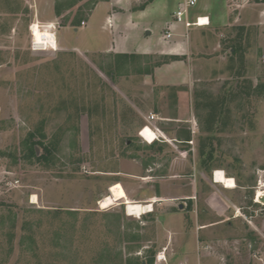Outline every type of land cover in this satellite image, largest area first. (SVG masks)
<instances>
[{
    "label": "rangeland",
    "instance_id": "rangeland-1",
    "mask_svg": "<svg viewBox=\"0 0 264 264\" xmlns=\"http://www.w3.org/2000/svg\"><path fill=\"white\" fill-rule=\"evenodd\" d=\"M99 1L54 0L68 46L32 52L28 26L48 21L44 7L0 0V264H170L162 224L171 211L155 206L135 218L124 203L173 195V184L180 197L189 184L198 194L192 206L178 202L186 219L190 212L198 224L219 220L205 204L212 191L238 217L212 231L215 264H264V209L253 203L264 189V62L228 79L187 83V121L147 123L168 103H158L160 88L140 72L178 58L138 67L76 51L72 30ZM144 125L158 128L161 142L143 141ZM31 143L35 156L25 159ZM216 170L235 181L229 196L214 187ZM106 195L123 204L100 210Z\"/></svg>",
    "mask_w": 264,
    "mask_h": 264
},
{
    "label": "crops",
    "instance_id": "crops-1",
    "mask_svg": "<svg viewBox=\"0 0 264 264\" xmlns=\"http://www.w3.org/2000/svg\"><path fill=\"white\" fill-rule=\"evenodd\" d=\"M25 1L29 5L31 1L37 2L38 6L44 7L48 21H33L56 25L57 49L58 46H68L64 34L69 28L60 27L59 15L54 14L53 10L54 0ZM181 1H99L82 21L84 25L77 24V28L72 30L76 42L72 48L89 56L105 54L125 62L136 60L139 62L138 67H145L155 59L178 58L155 64L148 71L140 72L143 74L142 82L148 83L154 79L153 87L160 88L158 103H168H164L161 110L155 113V121H187L193 99V95L184 89H190L187 83L199 82L202 79L207 82L218 78L228 79L229 76H237V71L243 67L257 68L264 62V0H196V5L189 10L188 19L192 21L196 16L207 17L209 25L188 30L173 20V13ZM167 31L171 32L169 39L164 37ZM201 61H204V64H201ZM130 79L132 85L135 77ZM167 107L173 110L172 115L165 116L169 114L166 112ZM191 129L193 130V126ZM160 134L159 142L163 139ZM213 185L219 188L220 193L228 196L234 191L224 190L214 183ZM189 186L190 184L187 195L182 197L178 184H173V187H176L173 195H158L161 196L160 199L155 195H148L146 199L136 202H147L153 197L160 200L156 204L153 203L154 208L160 206L163 210L171 211L163 218L162 224V247L165 248V259L170 260V264H215L216 259L211 255L209 246L212 243V231L238 217L231 218L227 214L230 210L227 204L229 200H222L217 195L218 192L212 191L205 199V204L219 220L198 224L196 217L190 212L189 218L186 219V213L183 205L178 203L179 200H187V204L192 206V201L198 198L196 189H190ZM218 201L225 204L226 209L222 212L217 208ZM119 203L123 204L121 201ZM175 205L178 210L172 211ZM201 235L205 238L203 241H200ZM248 263L259 264L254 258H250Z\"/></svg>",
    "mask_w": 264,
    "mask_h": 264
},
{
    "label": "built area",
    "instance_id": "built-area-1",
    "mask_svg": "<svg viewBox=\"0 0 264 264\" xmlns=\"http://www.w3.org/2000/svg\"><path fill=\"white\" fill-rule=\"evenodd\" d=\"M196 5V0H182L176 11L173 13V20L181 24L186 30L194 27H205L209 25V21L207 17H202V16H196L192 21L188 19V13L189 10ZM84 25V22H81V26ZM36 26L39 31H41V37L42 40L45 43L40 44L37 40H35L34 36V30L33 27ZM58 26V24H57ZM55 29L56 25L55 24H43L38 21H33L29 26H28V34H29V49L32 52H49L52 51L56 47V36H55ZM46 30L51 32L52 39L50 40L48 36H46L45 32ZM164 37L166 39H169L171 37V32L167 31L164 34ZM156 120L155 116L153 114H149L146 117L147 123H152ZM148 127L154 134H155V140L154 142H159L158 134H160V131L158 128L150 126V125H144L142 129L139 131L138 136L143 140L142 138V131ZM152 143V144H153ZM189 144H192V142H188ZM215 173V172H214ZM213 173V174H214ZM256 193V191H255ZM254 193V194H255ZM263 196L264 197V189H263ZM253 203L262 207L264 209V203L257 202L256 200V194L253 196ZM157 261L164 260V254L159 253L156 258Z\"/></svg>",
    "mask_w": 264,
    "mask_h": 264
},
{
    "label": "bare ground",
    "instance_id": "bare-ground-1",
    "mask_svg": "<svg viewBox=\"0 0 264 264\" xmlns=\"http://www.w3.org/2000/svg\"><path fill=\"white\" fill-rule=\"evenodd\" d=\"M33 30H34L35 40H37L40 44H44L45 42L41 41L42 40L41 31H39L36 26L33 27ZM45 34H46V36H48V38L50 40L52 39V35H51L50 31L46 30ZM142 137L148 143H152L153 140H155V134L148 128H145L142 131ZM213 183L216 185H220L222 188H224L226 190H234L236 188V184H235V181L233 180V178L227 177L224 174V172L221 170H216L215 173L213 174ZM260 184H261V188L263 189L264 183L261 182ZM262 193H263V190H261L259 193L256 194L257 202L262 203L260 201L261 196H263ZM32 203L33 204L37 203V198L35 195L32 196ZM118 205H119V203H117L109 195H106L97 201V206L99 207L100 210H106L110 207L118 206ZM124 208H125V212L128 216H130V217L133 216L135 218H138L142 215L152 213L153 212V203L152 202H150V203H139V202H137L136 203V202L127 201L124 203Z\"/></svg>",
    "mask_w": 264,
    "mask_h": 264
},
{
    "label": "trees",
    "instance_id": "trees-1",
    "mask_svg": "<svg viewBox=\"0 0 264 264\" xmlns=\"http://www.w3.org/2000/svg\"><path fill=\"white\" fill-rule=\"evenodd\" d=\"M57 10L55 11V14L59 15V12H58V7L56 6ZM35 156V153L33 151V147H32V143L29 145V147L27 148V154L25 155V159H31ZM44 160H46L44 157H43Z\"/></svg>",
    "mask_w": 264,
    "mask_h": 264
},
{
    "label": "water",
    "instance_id": "water-1",
    "mask_svg": "<svg viewBox=\"0 0 264 264\" xmlns=\"http://www.w3.org/2000/svg\"><path fill=\"white\" fill-rule=\"evenodd\" d=\"M260 201H261L262 203H264V197L260 198ZM180 208H181V206H180Z\"/></svg>",
    "mask_w": 264,
    "mask_h": 264
}]
</instances>
